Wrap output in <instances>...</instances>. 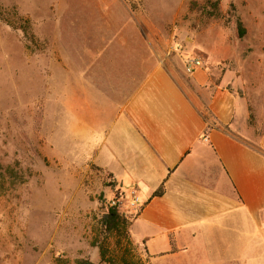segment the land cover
<instances>
[{"label": "rangeland", "instance_id": "374dc122", "mask_svg": "<svg viewBox=\"0 0 264 264\" xmlns=\"http://www.w3.org/2000/svg\"><path fill=\"white\" fill-rule=\"evenodd\" d=\"M206 1L0 0V264H103L91 246L100 215L118 198L121 213L138 212L129 188L81 162L78 128L91 136L92 123L79 88L94 85L84 72L125 71L124 54L144 51L146 37L184 82L200 59L213 84L227 75L230 93L264 110V0H218L222 17L209 21L190 10ZM129 231L134 262L145 264L143 243L156 236L144 218ZM109 244L120 264L123 242Z\"/></svg>", "mask_w": 264, "mask_h": 264}, {"label": "crops", "instance_id": "0c3cea01", "mask_svg": "<svg viewBox=\"0 0 264 264\" xmlns=\"http://www.w3.org/2000/svg\"><path fill=\"white\" fill-rule=\"evenodd\" d=\"M148 42L124 54L125 71L83 73L94 85L79 88L92 123L91 136L78 128L81 162L137 198L156 236L143 243L146 264H264L263 107L230 93L227 75L215 85L192 68L184 82Z\"/></svg>", "mask_w": 264, "mask_h": 264}, {"label": "trees", "instance_id": "16d2710c", "mask_svg": "<svg viewBox=\"0 0 264 264\" xmlns=\"http://www.w3.org/2000/svg\"><path fill=\"white\" fill-rule=\"evenodd\" d=\"M190 10L198 12V14L204 17L207 21L218 20L222 17L219 11L218 0H208L203 5L192 3L190 4ZM236 27L238 30V36L243 37L245 31L239 20L236 21ZM162 194L163 186L161 185L159 189L153 193L152 198L160 197ZM138 216L139 213L134 216H128L121 213L117 205H109L106 207L105 212L100 215L97 225L94 226L92 230L94 235L91 246L98 249L101 263L110 264V262L117 261V259L113 260L114 257L111 255L109 244L111 240H114L117 245H120V243L123 242V245L121 246L123 247V253L118 258L120 264H142L140 261L134 262V245L129 234V229ZM142 262L144 263L145 261ZM76 264L91 263L87 261H78Z\"/></svg>", "mask_w": 264, "mask_h": 264}, {"label": "built area", "instance_id": "2783aa9c", "mask_svg": "<svg viewBox=\"0 0 264 264\" xmlns=\"http://www.w3.org/2000/svg\"><path fill=\"white\" fill-rule=\"evenodd\" d=\"M202 65H203V63L201 62V60L196 58V59L188 61L187 68H188V70H190L192 68L202 67ZM130 201H131L132 207H134L138 204V200L133 193L130 196ZM110 205L111 206L117 205L119 207V199L113 200Z\"/></svg>", "mask_w": 264, "mask_h": 264}]
</instances>
